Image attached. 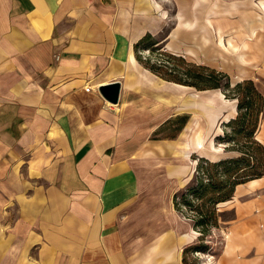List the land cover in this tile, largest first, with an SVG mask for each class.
<instances>
[{
  "label": "crops",
  "instance_id": "1",
  "mask_svg": "<svg viewBox=\"0 0 264 264\" xmlns=\"http://www.w3.org/2000/svg\"><path fill=\"white\" fill-rule=\"evenodd\" d=\"M141 1L0 0V264H183L193 228L174 202L165 209L143 198L135 161L157 135L168 134L154 149L158 154L204 148L194 146L198 130L186 135L198 118L171 114L178 87L186 86L163 80L136 54L166 26L163 14ZM196 1L203 33L212 20L224 48L227 32L246 42L236 53L249 68L244 72L264 65L252 18L231 23L226 8ZM189 8L185 31L197 11ZM176 32L164 42L168 51ZM226 56L219 61L226 64ZM115 82L119 104L101 93ZM180 117L187 121L173 131L169 123ZM179 138L182 150L173 144ZM257 138L264 144V117ZM221 147L225 157L199 159L230 158ZM220 208L235 220L227 225L219 264H264V177L239 186Z\"/></svg>",
  "mask_w": 264,
  "mask_h": 264
},
{
  "label": "rangeland",
  "instance_id": "2",
  "mask_svg": "<svg viewBox=\"0 0 264 264\" xmlns=\"http://www.w3.org/2000/svg\"><path fill=\"white\" fill-rule=\"evenodd\" d=\"M158 3L162 6V10L167 12V17L164 15V11H160L163 14V18L166 21V26L163 30L156 34L153 39L146 42L143 45H139V48L136 49V54L138 57L149 59L152 65H159L162 61H165L166 58L162 55L163 51H168L166 49L167 39L169 34L175 28L177 32L175 33V38L173 40L172 48L168 46L171 53L180 52V50L188 53L185 57L190 62L196 64L205 65L216 69L220 72L227 74L233 83L243 81L244 79L250 77L252 78L257 87L264 93V65H261L260 56L261 52L264 54V0H210V8H215L216 4H219L221 8H226V15L231 16L228 20L231 23L235 21L242 23H249L248 20L252 21L251 23L257 24V31L252 38L255 45H257V60L251 66V73L244 72L245 69H248L246 66L243 68V62L239 60L238 53L243 49V44L246 42L241 40L238 44L237 40H233L234 34L227 32L226 36L230 37L227 39L225 47L224 39L219 38V34L215 31L213 21H210V32L202 31L203 25L201 21V13L196 8L198 1L191 0H157ZM194 8L193 14V28L191 30H184L185 23V11L188 10L190 5ZM238 7L235 10V14L230 12L231 8ZM190 9V8H189ZM239 13V14H238ZM212 14V13H211ZM246 21V22H243ZM200 25H197L199 24ZM163 24V25H164ZM214 25V26H213ZM189 33V39L183 37L184 34ZM230 33V34H229ZM177 34V35H176ZM207 36L206 40H203V36ZM234 41V42H233ZM239 42V41H238ZM158 43V46H152V44ZM240 45H242L240 49ZM176 48V50H173ZM223 49L225 51H223ZM169 51V52H170ZM223 52H226V64L219 61V55ZM181 56V55H180ZM256 58V57H255ZM224 59V58H222ZM148 60V61H149ZM239 61V62H238ZM241 61V62H240ZM256 62V61H255ZM241 64L243 66H241ZM164 100L168 103L169 96L163 93ZM177 102H173L171 114L179 115H190V120L192 117L198 118L201 117V107L209 106L212 110L211 113H216V116L210 119L209 122L202 123V126L197 130L201 131L202 137H204L205 146L203 151H191L189 152L187 158L182 154L177 153V151L172 153H162L158 154L154 149L160 145V141L166 137L168 134L157 135L151 137V142L147 143L146 153L143 154V158L136 160L137 169L140 172L141 184L143 190V198L146 200H155L165 209H172L174 202V197L178 193L186 189L194 178L195 169L199 163L197 158L206 156L211 159H217L225 157L224 148L221 145H218L216 142V137L225 130V121L237 115L233 113L234 108L238 105L237 101L227 99L222 90H209L199 91L195 88L186 87V89L178 87L176 93ZM172 100L174 98L172 97ZM195 110V111H194ZM178 125L172 127V130L178 129ZM181 139L173 143L175 146L178 145V149H184L185 145L181 143ZM196 136H192V141L194 142ZM153 150V151H152ZM236 156L235 153H230V156ZM194 171V172H193ZM232 212V211H229ZM179 213V212H178ZM180 214V213H179ZM181 215V214H180ZM230 215L227 214L225 219ZM183 216H181L182 218ZM182 219L187 220L192 228L194 233V240L192 244H200L199 238L202 236L200 232L194 227L193 223L183 217ZM229 222H221L219 230H214L213 233L207 235L204 238V243L206 246V252H193L189 256V262L191 264H219V258L223 255L225 249L226 237H227V225ZM191 244V245H192ZM189 246V245H188ZM220 255V256H219Z\"/></svg>",
  "mask_w": 264,
  "mask_h": 264
},
{
  "label": "trees",
  "instance_id": "3",
  "mask_svg": "<svg viewBox=\"0 0 264 264\" xmlns=\"http://www.w3.org/2000/svg\"><path fill=\"white\" fill-rule=\"evenodd\" d=\"M152 39L148 35L140 45ZM162 55L166 60L159 65H152L149 59L139 57V60L165 81L199 91L222 90L227 99L238 102L237 117L226 124L223 135L217 138L226 152L236 156L219 162L197 158L199 163L192 182L174 197L176 211L190 220L202 235L200 244L184 249L183 264H191L189 256L193 252H206V246L201 244L204 238L215 229L219 230L222 221L235 220V213L223 211L220 205L232 201L239 186L264 177V144L257 138L264 117V93L253 80L233 86L230 77L223 72L190 62L186 57L169 51H163ZM186 121L187 117H180L169 125H178L177 131H180Z\"/></svg>",
  "mask_w": 264,
  "mask_h": 264
},
{
  "label": "bare ground",
  "instance_id": "4",
  "mask_svg": "<svg viewBox=\"0 0 264 264\" xmlns=\"http://www.w3.org/2000/svg\"><path fill=\"white\" fill-rule=\"evenodd\" d=\"M143 3V5L147 8V9H155V10H159V11H164L162 10V6L158 3L157 0H142L141 1ZM164 13V15L167 17V12L164 11L162 12ZM195 111V110H194ZM211 109L209 106H202L201 107V117H199V119H195L192 123V126H190L186 132V135H190L193 134L194 131H197V125L199 124V127L202 126V123L204 122H209L210 119H212L213 117L216 116V113H211ZM202 122V123H201ZM197 141H195L194 146L196 149H203L204 148V137H202L201 131L198 130V133L196 134ZM186 146V145H185ZM187 152L186 154H184V156L187 158L188 156Z\"/></svg>",
  "mask_w": 264,
  "mask_h": 264
},
{
  "label": "water",
  "instance_id": "5",
  "mask_svg": "<svg viewBox=\"0 0 264 264\" xmlns=\"http://www.w3.org/2000/svg\"><path fill=\"white\" fill-rule=\"evenodd\" d=\"M103 97L112 104H119L121 95V84L119 82L111 83L101 88Z\"/></svg>",
  "mask_w": 264,
  "mask_h": 264
}]
</instances>
